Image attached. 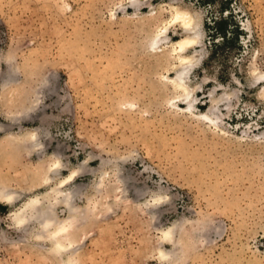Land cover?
<instances>
[{"label": "rangeland", "instance_id": "1", "mask_svg": "<svg viewBox=\"0 0 264 264\" xmlns=\"http://www.w3.org/2000/svg\"><path fill=\"white\" fill-rule=\"evenodd\" d=\"M170 4L203 32L192 108L148 47ZM263 72L264 0H0V264H66L14 219L56 185L75 264H264Z\"/></svg>", "mask_w": 264, "mask_h": 264}, {"label": "bare ground", "instance_id": "2", "mask_svg": "<svg viewBox=\"0 0 264 264\" xmlns=\"http://www.w3.org/2000/svg\"><path fill=\"white\" fill-rule=\"evenodd\" d=\"M170 12V20L152 34L148 41V47L154 50H166L173 60H175L173 67L175 68V73L173 76L169 75V83L178 93L176 97L181 99L184 104H186L187 108H192L194 99L191 96V92L193 89L189 86L186 79L192 67L197 63L198 58H196L194 51H196L195 47L202 42L203 32L199 24L198 15L195 12L176 4H170ZM171 26H176V28L181 31L179 38H168L166 31ZM260 92L264 95V87ZM201 115L208 119L213 118L209 113H201ZM19 138L22 139V137ZM24 140L25 145L30 148H35L39 144L35 142V133H27ZM57 167V163L52 165L50 168L51 171L44 183H48L50 179L53 178ZM72 197V192L64 193L57 185L49 187L43 190L40 195L25 201L22 208H20L14 216L16 223L20 225L25 224L27 221H33V219L37 221L41 226V230L38 231L39 233H37V236L49 239L52 244L51 247H53L55 251L66 254V264H75L74 255L77 251L76 245H74L70 238V233L68 231L69 223L78 219L85 213L82 207L73 203ZM0 198L13 202L16 196L10 189L1 188ZM59 204H64V206L67 207L70 213L69 217L65 219L59 218L56 213V207ZM171 233L172 230H168L165 232V236L170 237ZM160 255L165 256L167 254L163 252L160 253Z\"/></svg>", "mask_w": 264, "mask_h": 264}, {"label": "trees", "instance_id": "3", "mask_svg": "<svg viewBox=\"0 0 264 264\" xmlns=\"http://www.w3.org/2000/svg\"><path fill=\"white\" fill-rule=\"evenodd\" d=\"M222 33H223V36H222V38H224L225 37V33L223 32V31H221Z\"/></svg>", "mask_w": 264, "mask_h": 264}]
</instances>
